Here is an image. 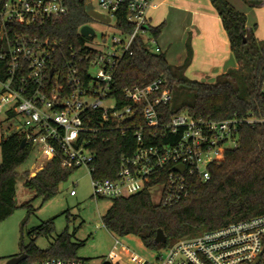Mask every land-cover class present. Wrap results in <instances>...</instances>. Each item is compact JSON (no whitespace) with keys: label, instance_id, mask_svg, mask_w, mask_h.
Here are the masks:
<instances>
[{"label":"built area","instance_id":"obj_1","mask_svg":"<svg viewBox=\"0 0 264 264\" xmlns=\"http://www.w3.org/2000/svg\"><path fill=\"white\" fill-rule=\"evenodd\" d=\"M96 1L100 10L92 8L110 21L92 17L105 25L101 33L92 22L86 23L80 34L85 25L95 33L81 34L86 40L65 51L61 41L17 29L66 15L65 0H0V113L10 118L14 112L22 122L18 132L47 161L57 158L64 168L89 170L95 198L127 197L151 180L149 189L163 184L159 203L172 206L189 198L196 182L210 179V166L224 150L239 147L242 124L264 123V117L214 119L183 111L162 121L161 107L172 100L163 78L125 87L124 98L131 103L120 104L113 95L114 78L136 38L148 30L144 26L149 25L152 0ZM121 12L131 31L119 26ZM144 40L152 51L162 52L152 35ZM131 128L137 138L133 153L121 157L115 177H97L96 139L104 131L125 133ZM120 252L133 264H264V214L180 238L158 252L156 263L125 248ZM105 263L112 264L109 260L101 264ZM32 264L91 262L56 257Z\"/></svg>","mask_w":264,"mask_h":264},{"label":"trees","instance_id":"obj_2","mask_svg":"<svg viewBox=\"0 0 264 264\" xmlns=\"http://www.w3.org/2000/svg\"><path fill=\"white\" fill-rule=\"evenodd\" d=\"M65 3L68 13L61 18L31 27L17 26V29L61 41L65 51L70 45H81L86 39L80 34V27L94 20L87 13V0H65ZM211 3L222 18L239 66L217 75L213 81L191 79L185 74L192 59L191 49L182 64H171L165 53L152 51L144 38L138 36L132 53L123 57L114 78L113 95L120 104L131 103V100L124 98L125 87L142 86L163 78L166 88L172 93V100L161 107L165 111L162 121H169L173 115L183 111L214 119L264 117V40L258 44L252 39L246 14L228 0H211ZM118 20L119 26L127 31L132 30L125 12L118 13ZM164 27L165 23L148 25V30L157 39ZM14 115V112L10 113L11 117ZM139 123L144 124L141 118ZM239 132V147L221 153L219 161L210 166V179L196 182L195 192L189 198L172 206L155 203L149 191L154 181L148 180L147 187L142 191L112 199V205L102 218L105 227L119 236L134 234L148 249L161 251L180 238L264 214V123L242 124ZM23 139L24 135L13 131L2 135L0 141V222L16 209L17 167L34 150L30 142L22 146ZM94 146L97 154L95 175L113 178L121 157L131 155L137 147L135 129H128L125 133L104 131ZM74 170L64 168L61 160L56 158L47 161L35 175L25 172V185L35 191L36 197L45 201L59 192L61 184L68 180ZM22 206L34 210L32 201ZM54 223V219H51L30 231L31 242L23 245L18 254L25 253L27 256L19 264H32L56 257L82 258L78 256V249L84 242H75L67 230L46 249L36 244L38 237L54 232ZM159 229L168 237L165 244L155 242Z\"/></svg>","mask_w":264,"mask_h":264},{"label":"rangeland","instance_id":"obj_3","mask_svg":"<svg viewBox=\"0 0 264 264\" xmlns=\"http://www.w3.org/2000/svg\"><path fill=\"white\" fill-rule=\"evenodd\" d=\"M228 1L237 10L246 14L249 33L252 39L261 44L264 40V6L259 0ZM91 6L100 10L96 0L92 1ZM91 22L99 35L105 25L97 20ZM114 22L113 20L112 24ZM151 35L147 30L143 37L148 39ZM160 43L163 44L161 39ZM181 48V51L184 49L185 52L186 49L187 51L190 49L189 39L181 43ZM21 123L16 116L8 118L4 112L0 113V141L2 135L18 131ZM1 161L0 145V163ZM46 162L45 156L38 149H34L28 159L17 167L16 209L12 215L0 222V264H6L10 257L18 255L22 246L28 245L32 240L30 231L51 219L55 222L54 232L36 239V244L42 249L48 248L63 231L67 230L75 242H84L78 249V256L88 258L91 264H101L103 260H109L112 264H133L128 255L120 252L121 248L154 263L157 262L159 251L148 249L138 236L115 235L105 227L102 218L112 205V199L95 198L92 176L86 168L75 169L68 180L61 184L55 196L45 201L41 197H36L35 191L25 185V172H36L37 168L44 166ZM73 189L76 195H71ZM162 190V183L149 189L155 203H159ZM29 201H32L33 211L22 206Z\"/></svg>","mask_w":264,"mask_h":264},{"label":"crops","instance_id":"obj_4","mask_svg":"<svg viewBox=\"0 0 264 264\" xmlns=\"http://www.w3.org/2000/svg\"><path fill=\"white\" fill-rule=\"evenodd\" d=\"M260 4L264 6V2ZM162 23L165 27L157 42L169 63L180 65L185 61L189 50L181 51V43L190 41L192 59L185 72L189 78L213 81L217 75L239 66L222 18L211 0H152L148 24Z\"/></svg>","mask_w":264,"mask_h":264},{"label":"water","instance_id":"obj_5","mask_svg":"<svg viewBox=\"0 0 264 264\" xmlns=\"http://www.w3.org/2000/svg\"><path fill=\"white\" fill-rule=\"evenodd\" d=\"M86 9H87V13L97 19V20H100V21H104V22H109L110 21V18L109 17H105L104 15H102L101 13L95 11L92 6H91V3L89 0H87V5H86ZM144 29H148V26L145 25L144 26ZM95 33L94 29L88 25H85L81 28V34L88 37L90 35H93ZM26 139H23L22 141V146H25L26 145ZM182 169L183 170V167H180V166H176L174 167V169ZM168 240V237L167 235L165 234V232L162 230V229H159L158 232H157V235L155 237V242L157 244H165ZM26 254L23 253V254H20V255H15V256H12L8 259V261L6 262V264H19L22 260H24L26 258Z\"/></svg>","mask_w":264,"mask_h":264}]
</instances>
